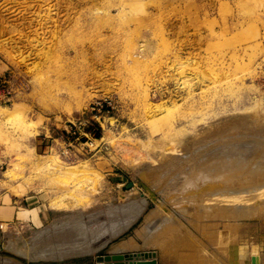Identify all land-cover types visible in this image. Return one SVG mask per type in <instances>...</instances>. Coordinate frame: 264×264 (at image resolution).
<instances>
[{
  "label": "rangeland",
  "instance_id": "374dc122",
  "mask_svg": "<svg viewBox=\"0 0 264 264\" xmlns=\"http://www.w3.org/2000/svg\"><path fill=\"white\" fill-rule=\"evenodd\" d=\"M1 196L0 264H264V0H0Z\"/></svg>",
  "mask_w": 264,
  "mask_h": 264
},
{
  "label": "crops",
  "instance_id": "0c3cea01",
  "mask_svg": "<svg viewBox=\"0 0 264 264\" xmlns=\"http://www.w3.org/2000/svg\"><path fill=\"white\" fill-rule=\"evenodd\" d=\"M61 212V209L52 207L51 200L45 197L28 196L10 201L0 197V225L19 223L41 227L49 224Z\"/></svg>",
  "mask_w": 264,
  "mask_h": 264
},
{
  "label": "bare ground",
  "instance_id": "6f19581e",
  "mask_svg": "<svg viewBox=\"0 0 264 264\" xmlns=\"http://www.w3.org/2000/svg\"><path fill=\"white\" fill-rule=\"evenodd\" d=\"M231 155H232V156H231ZM231 155H229V156L232 157L231 159L228 158V157H227V158L230 159L231 161L233 160L232 163H234V161H236V160H238V159H241V157H240V156H237V154H233V153H232ZM233 157L236 158V160H234ZM245 157H246V156H245ZM245 157H244V156L242 157L243 162H245V160H246ZM231 165H232V164H231ZM244 165H245V164H244ZM220 170H221V169H220ZM220 170H219V171H220ZM229 170H230V169L227 168L226 171H229ZM223 171H224V169H223ZM229 172H230V171H229ZM211 175H212V176H215V174H214V175L211 174ZM238 176H239V175H238ZM215 177H216V176H215ZM220 183H222V182H220ZM222 184H224V183H222ZM225 189L227 190V188H225ZM242 189H244V188H242ZM242 189H241V190H242ZM216 190H217V189H216ZM216 190H214V191H216ZM218 190H220V189H218ZM218 190H217V191H218ZM221 190H222V189H221ZM221 190H220V191H221ZM247 190H248V189H247ZM224 191H225V190H224ZM221 192H222V191H221ZM221 192H220V193H221ZM223 193H224V192H223ZM212 194H213V193H212ZM134 207H136V205H135ZM131 208H133V206H132ZM131 208H130V209H131ZM139 208H141V207H138V206H137L136 209L133 208V210H140ZM131 210H132V209H131ZM135 212H136V211H135ZM139 213H140V212H138V214H139ZM136 220H137V216H134V217L132 216V217L129 218L127 221H123L122 224H120V226H119V224H118L119 227L116 226V229H115V230L113 229L112 232H111V230H110V232H106V233H104L103 235H100V236H101L100 239L103 238L102 240H100V241L102 242V244L100 243L101 246L107 244V242H108L109 240L115 238L119 233H122L121 231H123V230L125 231V229L127 230V228H129V226H131V225L133 224V222L136 221ZM85 228H86V227H85ZM83 229H84V228H83ZM84 230H85V229H84ZM88 230H89V229H88ZM85 232H87V231H85ZM89 232H90V231H89ZM101 232H102V231H101ZM101 232H100V233H101ZM102 233H103V232H102ZM102 233H101V234H102ZM80 234H81V233H80ZM82 234H83V233H82ZM95 235H96V233H95ZM89 236H90V234H89ZM84 237H85V236H84ZM86 237H87V235H86ZM96 237H97V236H96ZM96 237H95V238H96ZM93 238H94V237H93ZM93 238H91V239H93ZM85 239H86V238H85ZM98 240H99V239H98ZM83 241H84V240H83ZM100 241H99V242H100ZM84 242H85V241H84ZM84 242H81V243L83 244ZM91 243H92V240H91ZM95 243H97V242H95ZM76 244H77V243H76ZM93 244H94V243H93ZM98 244H99V243H98ZM80 245H81V244H80ZM89 245H90V244H89ZM91 246H92V245H91ZM95 246H96V245H95ZM121 246H122V245H121ZM92 247H93V246H92ZM123 247H124V249H125L126 244H125V246H123ZM86 249H87V248H86ZM94 249H95V248H94ZM97 249H98V248H97ZM100 249H101V248H100ZM118 249H119V248H118ZM120 249H121V248H120ZM126 249H128V248H126ZM126 249H125V250H126ZM73 251H74V250H73ZM81 251H83V250H81ZM96 251H98V250H96ZM121 251H122V249H121ZM115 252H116V251H115ZM119 252H120V250H119ZM123 252H124V251H123ZM142 258H144V257H142ZM135 262H136V261H135ZM191 263H192V262H191ZM192 264H193V263H192Z\"/></svg>",
  "mask_w": 264,
  "mask_h": 264
},
{
  "label": "water",
  "instance_id": "95a60500",
  "mask_svg": "<svg viewBox=\"0 0 264 264\" xmlns=\"http://www.w3.org/2000/svg\"><path fill=\"white\" fill-rule=\"evenodd\" d=\"M144 257V261L141 258ZM141 260V261H140ZM128 261L127 264H158L156 253H140V254H129V255H113L111 257H99L98 264H123V262ZM136 261V262H135ZM138 261V262H137ZM256 263V260L253 261Z\"/></svg>",
  "mask_w": 264,
  "mask_h": 264
},
{
  "label": "built area",
  "instance_id": "2783aa9c",
  "mask_svg": "<svg viewBox=\"0 0 264 264\" xmlns=\"http://www.w3.org/2000/svg\"><path fill=\"white\" fill-rule=\"evenodd\" d=\"M96 109H97V107H96ZM94 110H95V107H94Z\"/></svg>",
  "mask_w": 264,
  "mask_h": 264
}]
</instances>
